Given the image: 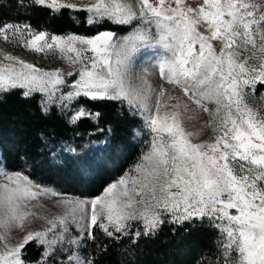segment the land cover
I'll return each mask as SVG.
<instances>
[{
  "label": "snow or ice",
  "instance_id": "1",
  "mask_svg": "<svg viewBox=\"0 0 264 264\" xmlns=\"http://www.w3.org/2000/svg\"><path fill=\"white\" fill-rule=\"evenodd\" d=\"M58 2L33 0V4L54 10H58ZM86 10L120 25L139 20L155 26L156 35L143 29L118 43L114 33L106 31L91 39L52 36L49 41L46 32H34L30 25L3 23L0 39L8 41L9 33L27 32L29 39L23 46L30 51L75 53L68 59L84 66L67 99L84 96L127 101L130 106L139 101L135 107L151 134L150 150L136 165L137 176L122 177L95 199L64 200L68 210L47 220L49 227L28 231L14 247L5 244L0 264H24L22 251L33 241L44 247L38 264H47L58 245L67 255L53 264H95L91 256H81L78 251L84 238L94 239L93 227L116 239L131 236L135 243L142 235H152L164 223L165 213L176 224L208 219L221 232L224 264H264V109L246 103L244 91H254L257 82L264 83V0H203L199 8L186 6L184 0H135V4L131 0H95ZM150 41L168 53L156 64L161 79L209 113L205 127L212 129L213 137L208 141H192L195 134L182 123L188 106L177 97L166 96L163 85L154 89L143 76L140 87L129 82L130 54ZM213 41L218 42L219 52ZM77 44L85 47L77 48ZM86 51L94 55L86 57ZM243 52L248 55L242 57ZM2 59L11 63L0 64V92L20 87L26 89L25 96L33 91L51 94L64 84L58 69L44 71L8 54ZM153 97L155 102L150 103ZM165 97L166 110L161 112ZM170 101L176 102L169 105ZM209 103L215 107L210 109ZM43 110L47 111L46 104ZM86 115L93 113L79 108L73 121ZM0 179L8 181L0 183L3 240L13 228L23 230L27 218L35 216L28 210V201L47 192L57 193L34 184L21 172L0 169ZM132 222L142 223L143 232H132ZM72 223L81 234L67 240L64 247Z\"/></svg>",
  "mask_w": 264,
  "mask_h": 264
},
{
  "label": "trees",
  "instance_id": "2",
  "mask_svg": "<svg viewBox=\"0 0 264 264\" xmlns=\"http://www.w3.org/2000/svg\"><path fill=\"white\" fill-rule=\"evenodd\" d=\"M11 20L58 35L125 34L132 28L109 19L90 22L83 9L0 0V23ZM76 103L99 115L72 122L55 106L44 111L38 93L25 96L21 88L1 92L0 165L38 185L79 197L98 196L132 172L146 148L138 136L141 118L124 101L81 96ZM215 248L216 232L210 225L196 219L183 224L164 220L152 235H142L135 243L131 236H100L88 256L95 264H206ZM42 253V246L30 242L22 251L24 264H38ZM204 254L208 257L202 258Z\"/></svg>",
  "mask_w": 264,
  "mask_h": 264
},
{
  "label": "rangeland",
  "instance_id": "3",
  "mask_svg": "<svg viewBox=\"0 0 264 264\" xmlns=\"http://www.w3.org/2000/svg\"><path fill=\"white\" fill-rule=\"evenodd\" d=\"M95 0H59L56 9H60V4H73L76 7L71 8L73 10H86L87 6L94 3ZM133 4H135V0H131ZM185 5L188 7L193 8H199L200 5H202L203 0H184ZM175 7V4L172 5ZM50 7V6H48ZM52 8V7H50ZM70 8V7H69ZM53 9V8H52ZM87 11V10H86ZM88 13V19L90 22H98L102 19H108V18H99L94 16L93 13L87 11ZM110 20V19H109ZM112 21V20H111ZM3 23H11V24H18L21 27L24 25H28L26 22H22L21 20H11V21H3L0 24ZM132 28L128 33L125 34H117L114 33V40L116 42H123L124 40L128 39L129 37H132L137 32L147 29L151 36L156 35V28L155 26L149 27L148 25L144 24L143 22L137 20L131 23ZM31 29L34 32H46L48 34V38L50 41V38L52 36L56 37H63L65 39H91L96 37L98 34L106 32L102 31L97 33L93 36H86V35H80V34H74V33H68L63 35H58L51 33L45 29L42 30H36L31 27ZM198 30L204 31V26H198ZM110 32V31H107ZM205 34H208L205 32ZM10 39L8 41H5L3 39H0V64L5 63H11L8 61H3L2 57L5 54L12 55L15 57H18L28 63L34 64L37 68L43 69L44 71H54V70H60V72L63 74L62 79L64 80V84L58 85L57 88L54 91H51V94L49 92H39V91H33L30 95L34 93H38L40 95L41 105L42 108L46 104L47 110H49L51 107L55 106L59 111L64 113L67 118L73 121V116L77 113V110L79 108H84L83 106L76 103V99L69 100L67 99L68 93L73 91L72 85L75 84L77 80H79V71L81 68H83L84 63L76 62L73 63L71 60L68 59V56L75 57V53H68L64 54L61 53L58 49H45L43 52H35L30 51L28 48L23 46V42L27 39H29L28 33H9ZM213 46L216 48L217 52H219V44L216 41H213ZM77 48H83L85 46L77 44ZM250 47V46H249ZM198 48V45H197ZM84 56H92L94 55L91 51H86L83 53ZM168 55L166 51L159 45L155 44L154 41H150L148 44H141L138 46L137 50L135 52H132L130 54V61H129V72H130V83L136 87L141 86V80L140 77L143 76L144 79L147 80L148 84L152 86L154 89H158L161 85L164 86L167 95H172L174 97H177L182 104H186L188 106V111L183 113V127L187 131L193 132L195 135L191 138L193 142H203L208 141L210 138L213 137V132L211 128L205 127L206 122L210 119L209 113L204 112L202 109L197 108V106L192 103L190 100H188L187 97L184 96V93L181 89L176 88L172 85H168L164 80L161 79L159 69L156 67L157 61L162 58L163 56ZM244 55H248L247 52L242 53V57ZM259 56L260 53H257ZM87 61H85L86 63ZM258 63V62H257ZM19 68V65L16 66ZM73 73L74 75H68L67 73ZM20 88V87H17ZM25 92V88H21ZM244 91L247 93L245 97V102L249 105L264 109V83L257 82L254 86V91L252 88H245ZM1 93V92H0ZM166 100L165 98H162V107L161 112H164L166 109L163 108V104ZM126 102L128 105L129 103ZM155 98L150 101V103H154ZM176 101H170L168 102L169 105L175 103ZM139 101L134 102V105L130 106L132 111L141 118L142 123L140 126V130H138V136L143 139L144 144L146 145V148L143 152V154L139 157V161L137 164H140L142 162L143 156L150 150L151 146V134L144 128V119L141 115L138 108L135 107V104H138ZM210 109L214 108L215 105L209 103L207 105ZM170 110V109H168ZM87 116V115H86ZM95 114L91 115V117L95 118ZM191 117V118H189ZM136 164V165H137ZM136 167V166H135ZM0 169L6 171L2 165H0ZM9 173H15L6 171ZM138 173L135 171V169L122 176H137ZM118 178L111 184L117 182ZM0 183H8L6 179H0ZM34 183V182H33ZM36 184V183H34ZM110 184V185H111ZM108 185V186H110ZM41 186V185H40ZM107 186V187H108ZM44 188L52 189L57 193V195H53L52 192H47L44 194L39 195L35 200L28 201V210L35 213V216H29L24 224V229L21 230L20 228H13L8 234L7 238L0 240V252L4 250L5 244H7L9 247L16 246L23 238V236L28 231H41L46 227H49L47 225L46 221L49 219H54L55 217L64 215L66 211L68 210L65 205L63 204L64 200H91L95 199L97 197H100L104 194V191L98 195L93 197H79V196H73L70 194L60 193L57 192L55 189L49 186H41ZM35 190V189H34ZM174 190V189H173ZM90 211V206H89ZM231 214H236L235 209L229 210ZM43 217V218H39ZM163 220H166L170 222L172 220V216L168 213L163 214L162 216ZM195 220V219H194ZM193 221V220H192ZM201 222H204L208 225H210L212 228H214L216 232V248L215 252L211 255V258H207V255H202V258H207L206 264H224V258L221 252V232L218 228H216L211 222H209L208 219L204 220H198ZM132 228L136 231L139 229L140 231H143V224L139 222H132ZM94 239H87L84 238L82 240V244L80 248L78 249L81 256L88 257L89 253V247L92 242L96 241L100 236H107L103 231H101L99 228L93 227L92 229ZM81 234V229L79 226L75 223H72L70 225V232L69 234L65 235V242L64 247H67V240L76 237ZM42 252H44V247L42 246ZM66 253H62L60 251V246L58 245L56 248V254L52 257H50L47 261L49 264H53V261L60 259L61 257H66ZM237 254L235 252L232 253V256L235 257Z\"/></svg>",
  "mask_w": 264,
  "mask_h": 264
}]
</instances>
